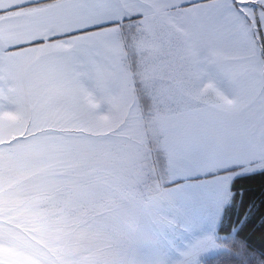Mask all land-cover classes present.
Returning <instances> with one entry per match:
<instances>
[{
    "label": "snow or ice",
    "instance_id": "obj_1",
    "mask_svg": "<svg viewBox=\"0 0 264 264\" xmlns=\"http://www.w3.org/2000/svg\"><path fill=\"white\" fill-rule=\"evenodd\" d=\"M17 10L27 13L22 30L14 38L0 34V200L22 186L45 146L62 141L66 129L49 124L54 96L78 115L89 137L121 132L124 113L135 126L142 169L166 164L177 201L209 189L227 192L238 174L264 172V0H23ZM33 58L46 63L33 66ZM114 77L122 99L108 89ZM137 79L149 100L147 114L136 96ZM176 93L235 102L242 110L235 124H226L201 115L203 109L169 106L177 119H193L186 128L171 126L161 146L148 121L164 113V97ZM94 100L116 105L100 127ZM149 133L157 162L147 147ZM197 175L208 179L175 184ZM177 227V206L145 213L134 238L112 246L90 211L30 222L0 216V264H132V254L147 264L141 247ZM197 253L185 252L176 264H197Z\"/></svg>",
    "mask_w": 264,
    "mask_h": 264
},
{
    "label": "clouds",
    "instance_id": "obj_2",
    "mask_svg": "<svg viewBox=\"0 0 264 264\" xmlns=\"http://www.w3.org/2000/svg\"><path fill=\"white\" fill-rule=\"evenodd\" d=\"M143 2L151 4V0ZM183 2L187 3L188 0ZM31 63L38 66L46 61L33 58ZM61 101L62 97L54 96L49 124L66 129L62 141L45 146L39 158L28 169L22 186L5 192L0 200V216L30 222L38 220L41 215L55 220L68 212L80 216L90 211L105 228L108 242L112 246H119L127 235L138 230L145 213H158L177 206L167 165H157L155 171L142 169L137 154L139 141L135 131L125 127L120 133L107 138L86 136L80 129L78 115L65 111ZM163 104L164 113L156 114L148 121L149 126L159 134L161 146L165 133L171 126L186 128L193 119L191 116L183 120L177 119L168 112L169 106L181 110L187 107L203 109L201 115H213L226 124H235L242 110L235 102L224 104L218 98L199 100L181 93L164 97ZM116 111L115 109L114 113ZM102 125L96 122L97 127ZM82 140H91L96 145L94 155L87 160H81L75 151L71 155L66 151L69 144L75 148ZM105 156L107 159H104ZM102 159L108 168L130 172L134 176L137 190H143V199L134 216L122 214L118 209L106 206L100 199L90 197L91 181L85 179L86 170L95 169ZM130 258L132 264H139L135 254Z\"/></svg>",
    "mask_w": 264,
    "mask_h": 264
},
{
    "label": "rangeland",
    "instance_id": "obj_3",
    "mask_svg": "<svg viewBox=\"0 0 264 264\" xmlns=\"http://www.w3.org/2000/svg\"><path fill=\"white\" fill-rule=\"evenodd\" d=\"M125 127L133 130L135 126L128 122ZM108 131L112 132L111 129ZM116 134L118 133H113L111 136ZM147 147L152 149V162H157L159 155L157 156L158 152L155 150L150 133L147 137ZM95 150L96 145L91 140L79 141L75 148L71 144L66 147L70 155L75 151L81 160H87L93 156ZM104 159H107V156ZM85 179L91 181L89 195L92 199H100L106 206L118 209L128 216H134L137 213L143 190H137L134 176L130 172L108 168L102 159L95 169L86 170ZM206 179H208L206 176H202L175 184L196 185L203 183ZM226 195H230V189L227 192L209 189L195 192L190 198L178 201L179 227L169 230L162 238L143 245L140 249L142 259L147 264H164V262L176 264L185 252L198 249L197 264H203L206 257L223 251L224 246L220 243L221 238L216 231ZM142 223L143 219L140 226ZM135 234L136 232L125 238H134Z\"/></svg>",
    "mask_w": 264,
    "mask_h": 264
},
{
    "label": "trees",
    "instance_id": "obj_4",
    "mask_svg": "<svg viewBox=\"0 0 264 264\" xmlns=\"http://www.w3.org/2000/svg\"><path fill=\"white\" fill-rule=\"evenodd\" d=\"M217 235L224 250L203 264H264V172L235 177Z\"/></svg>",
    "mask_w": 264,
    "mask_h": 264
},
{
    "label": "crops",
    "instance_id": "obj_5",
    "mask_svg": "<svg viewBox=\"0 0 264 264\" xmlns=\"http://www.w3.org/2000/svg\"><path fill=\"white\" fill-rule=\"evenodd\" d=\"M23 3V0H0V26H2V35H4L6 38H14L15 34L20 32L23 28V25L26 23L28 17L27 13L25 11H18L17 6ZM101 61H103L104 57L101 55L100 57ZM129 62L131 64V71L135 72L137 70L135 56L131 55L129 56ZM97 71H103V69H97ZM142 83L139 79L136 80L135 88H136V96L139 98L140 106L143 108L144 112L147 114L148 112V105L149 100L144 96L142 92ZM128 93L131 95V89H132V83L129 80L127 84ZM108 89L110 93L115 96L117 99H122L121 94V82L116 78H110L108 83ZM94 103L96 104V108L94 109L97 112V115L95 117L96 122H99L101 124H105L106 118L107 120H110L112 118V115L114 113V110L116 109V105L111 103H102L99 100H94ZM124 113L119 114L120 123L124 125V127L127 125L130 121L124 120ZM159 153L157 154V156ZM253 172H243L241 174H238L237 176L248 174ZM204 175H197L193 177H189L187 179H198V177H202ZM236 176V177H237ZM183 180H186L185 178H179L175 181V183H180ZM230 189V188H229ZM231 198V192L230 195H226L224 198V207L229 203Z\"/></svg>",
    "mask_w": 264,
    "mask_h": 264
}]
</instances>
